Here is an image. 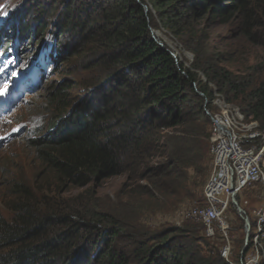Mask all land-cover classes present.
I'll list each match as a JSON object with an SVG mask.
<instances>
[{"label":"trees","instance_id":"trees-1","mask_svg":"<svg viewBox=\"0 0 264 264\" xmlns=\"http://www.w3.org/2000/svg\"><path fill=\"white\" fill-rule=\"evenodd\" d=\"M55 1L51 5L44 0L36 9L41 15L49 9L53 13L60 0ZM67 1L60 13L62 29L54 34L41 21L33 28L14 23L13 44L39 50L36 62L43 74L44 63L55 69L59 62L89 74L87 81L77 83L60 78L46 84L37 79L48 118L26 143L62 189L88 191L121 174L141 180L130 211L137 228L78 204L41 208L31 188L14 183L8 203L13 216L7 221L0 215V264L244 262L241 254L229 261L221 255V236L213 243L198 237V224L155 231L138 220L168 211L178 202L200 201L212 159V127L205 110L219 111L212 102L216 94L264 129V68L250 66L248 73L227 69L221 64L224 58L209 53L204 28L213 21L233 22L248 36L252 28L263 25L264 0H149L155 15L136 0H102L78 6L85 16L74 11L76 0ZM158 23L194 54L190 68L181 63L178 67L152 38L151 28ZM64 30L73 33L68 41L60 36ZM8 36L9 32L4 38ZM12 51L19 53L3 46L0 56L8 58ZM78 85L83 86L80 96L71 93ZM208 125L210 132L205 130ZM200 226L203 229V223ZM127 231L134 240L131 256L116 245ZM258 245L259 264H264V223Z\"/></svg>","mask_w":264,"mask_h":264},{"label":"rangeland","instance_id":"rangeland-1","mask_svg":"<svg viewBox=\"0 0 264 264\" xmlns=\"http://www.w3.org/2000/svg\"><path fill=\"white\" fill-rule=\"evenodd\" d=\"M49 1L53 5L54 0ZM66 1L60 0L59 3L57 2L58 7L55 5L56 9L53 13L49 9L41 15L40 11L36 8L39 6L38 3H43L44 0H0V38H4L7 32L11 35L8 36L9 39H11L12 35H15L13 32L14 23L19 25H26L28 23L30 28H33L34 24L37 25L41 21L42 24H47V29L51 30L53 34L58 32L62 29L61 25L64 19L60 16V13L65 11ZM101 1L76 0L77 5L75 4L74 11L77 14L85 16V12L78 9V6L93 3L98 4ZM136 1L143 5L146 12H152L155 15V10L149 0ZM142 1H145V3L143 4ZM202 25V21L199 20L197 27H201ZM204 28L205 33L208 35L209 53L218 54V56L224 58L221 63L224 67L237 73L250 72V66L264 68V22L260 28H252L248 36L242 33L240 28L234 25L233 22L219 23L213 21L206 24ZM72 34L71 31H65L63 36H60L63 40L68 41ZM151 35H154L153 39L173 56L178 67L180 63L186 68L191 67L194 54L184 49L182 41L170 34L160 24L157 28H151ZM8 38L4 39L8 40ZM39 43L42 44L41 41ZM39 43L37 42V44ZM43 44H46V42H43ZM24 45L25 43L21 46V52L24 56H27L32 48L28 45L25 47ZM7 60L12 70H20L22 74H27L29 71L32 72V70L28 69V63L32 62L31 59L26 61L22 55H17L13 52L8 56ZM31 66L36 67L35 62H32ZM43 68L44 74L42 72H39V74H43L42 77H45L42 78L43 83L46 84L53 81L58 82L60 78L72 79L75 83L77 81L84 82L87 81L89 76L86 72L73 68L70 64L64 65L60 62L55 69L50 66L48 67L46 63L43 64ZM48 68L51 70L48 71ZM58 71H62V74L58 75ZM18 74H5L4 76L0 74V99H3L4 91L21 85L23 75L21 76L20 72ZM262 75L264 77V73ZM37 79H39L38 75L33 78L30 87L25 93L19 90V93H23V95L18 96L17 102H14L13 105L9 104L8 109H3L5 113H2L3 121L0 122V215L7 221L11 220L13 214L8 208V203L11 202L13 196L12 187L14 183H24L23 185L26 184L36 194L35 199L39 203H43V205H40L41 208L56 203L69 207L78 204L90 211L96 208L97 211L106 212L112 217H117L121 222L135 224L136 227L135 215L131 214L130 211L133 209L135 203L133 200L135 195L141 191L138 186L142 184L141 180L132 181V179L125 178L124 174H121L93 184L92 188L88 191H85L83 188L64 187L62 189L55 184L51 172L45 168L33 150L27 146L26 140L28 136L31 137L34 132L43 127L48 118L47 114L44 113V108L41 107L43 101L39 98L44 89L37 90ZM200 79H205L203 74H201ZM82 88V85H78L71 90V93L80 96L83 93ZM197 91L200 92L198 89ZM13 99L12 96L9 100ZM213 101H217L216 97H214ZM6 103H8L6 100H1L0 106L3 108ZM234 106L237 107L236 105ZM205 113L210 120L209 113L206 110ZM205 130L210 132V125ZM210 152L212 159L203 190L212 171L213 155L211 150ZM240 195L237 201L241 202L240 206L244 210V213L240 214L238 208L235 206L230 207L227 211V221L230 227L228 236L231 245L229 257L233 258L234 255L241 254L244 257V262L259 264L261 262V254L259 252L258 239H255L257 226L254 209L264 207V183L260 182L250 185L247 189L241 191ZM202 197H199L200 201L185 200L178 202L168 211L150 214L151 216L149 215L145 220H143L145 217H142L138 221L146 223L149 228L155 231L172 227H185L187 223L198 224L199 226H196L198 237L208 239L213 243L216 239L208 238L203 231L204 227L200 229V224L203 222L188 214L192 209L199 207L202 202L204 203ZM245 201L247 203H244ZM246 219L249 221L248 227L246 226ZM128 234H131V232L127 231L122 237H118L116 245L131 256L135 247L133 238ZM217 236L220 235L217 234ZM132 263L135 262L133 261Z\"/></svg>","mask_w":264,"mask_h":264},{"label":"built area","instance_id":"built-area-1","mask_svg":"<svg viewBox=\"0 0 264 264\" xmlns=\"http://www.w3.org/2000/svg\"><path fill=\"white\" fill-rule=\"evenodd\" d=\"M216 96L217 101L213 103L219 111L210 115L213 165L203 191L204 206L196 207L188 214L203 222L208 238H215L217 234L222 237L221 255L229 261L227 211L232 206L238 207L235 200L241 191L254 183H264V129L258 121L247 120L239 108L225 103L222 96ZM254 213L257 240L264 223V207Z\"/></svg>","mask_w":264,"mask_h":264},{"label":"bare ground","instance_id":"bare-ground-1","mask_svg":"<svg viewBox=\"0 0 264 264\" xmlns=\"http://www.w3.org/2000/svg\"><path fill=\"white\" fill-rule=\"evenodd\" d=\"M8 40H9V38H8ZM11 40H13L12 39V37H11ZM10 41V40H9ZM15 42V40H13V42L12 43H14ZM0 74H3V73H0ZM24 78V77H23ZM194 85H196V83H194ZM37 88V87H36ZM218 95H220V94H218ZM221 96V95H220ZM217 97V96H216ZM1 100H5V99H0V101ZM224 102L225 103H227L225 100H224ZM9 102L8 103H6V105L3 107V109H8V107H9ZM238 108V107H237ZM7 111V110H6ZM206 111L209 113V117H210V115L212 114L211 112H209V110H207L206 109ZM5 113V112H4ZM3 115V114H2ZM237 201V200H236ZM202 206H204V205H202ZM236 206H240V203L237 201V204H236ZM241 207V206H240ZM255 210V209H254ZM255 261V260H254Z\"/></svg>","mask_w":264,"mask_h":264},{"label":"water","instance_id":"water-1","mask_svg":"<svg viewBox=\"0 0 264 264\" xmlns=\"http://www.w3.org/2000/svg\"><path fill=\"white\" fill-rule=\"evenodd\" d=\"M152 38H154V35L152 36ZM196 91H197V89H196ZM198 94L201 95V96H203V93L202 92H198ZM235 203L237 204V201L236 200H235ZM237 208H238V211H239L240 214H243L244 213V210L240 206H238ZM248 225H249V221H248V219H246V226L248 227ZM247 230H248V228H247Z\"/></svg>","mask_w":264,"mask_h":264}]
</instances>
